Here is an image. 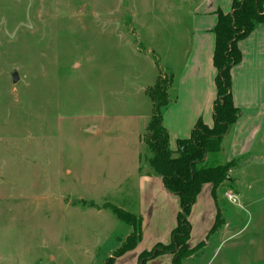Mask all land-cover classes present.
I'll list each match as a JSON object with an SVG mask.
<instances>
[{
  "label": "rangeland",
  "instance_id": "obj_1",
  "mask_svg": "<svg viewBox=\"0 0 264 264\" xmlns=\"http://www.w3.org/2000/svg\"><path fill=\"white\" fill-rule=\"evenodd\" d=\"M179 3L0 0V264H117L130 252L116 256L132 226L114 208L139 217L136 184L150 171L148 91L160 78L171 96L183 64L184 29L171 23ZM256 153L245 198L232 204L225 194H234L239 163L219 190L233 236L212 234L202 256L190 233L184 259L197 256L184 264L212 256L209 264H264V157ZM171 242L172 234L140 252L138 264Z\"/></svg>",
  "mask_w": 264,
  "mask_h": 264
},
{
  "label": "crops",
  "instance_id": "obj_2",
  "mask_svg": "<svg viewBox=\"0 0 264 264\" xmlns=\"http://www.w3.org/2000/svg\"><path fill=\"white\" fill-rule=\"evenodd\" d=\"M233 1L180 0L174 8L171 23L178 29H184L181 32L184 34L182 45L185 44V47L183 64L174 75L172 100L163 110V125L169 132L170 147L173 150L177 149L178 139L190 136L199 118L209 126L214 123L213 107L217 98V68L213 61L216 39L214 28L218 11L230 12ZM238 44L242 59L232 67L231 73L233 100L240 114L223 137L221 149L226 155L223 161L240 164L234 167L233 181L234 195L242 200L245 198L242 184L248 183L244 176L254 164L253 157L260 140H263L262 151H257L256 154L261 153L264 157V22L258 23ZM248 186L250 187L249 184ZM212 188L211 183L203 184L190 215V243L201 242V251L209 248L212 234L222 233L228 237L234 233L230 232L232 229L229 231L228 227L232 224L229 219L224 226L212 231L218 207L220 208L218 194L221 189L217 191V205ZM136 189L141 203L138 214L142 221V237L132 251L118 257L117 264H138L140 252L152 248L157 242H170L172 230L177 224L180 199L164 187L161 177L149 172L142 173L138 176ZM228 201L232 204L238 202ZM235 212L234 219L239 211L235 209ZM195 256L184 259L181 264L195 259ZM172 259L170 254H161L145 264H175ZM212 259L213 256L204 261L205 264H209ZM223 264L230 263L225 259Z\"/></svg>",
  "mask_w": 264,
  "mask_h": 264
},
{
  "label": "trees",
  "instance_id": "obj_3",
  "mask_svg": "<svg viewBox=\"0 0 264 264\" xmlns=\"http://www.w3.org/2000/svg\"><path fill=\"white\" fill-rule=\"evenodd\" d=\"M261 22H264V0H234L230 12L218 11V20L214 28L216 39L213 55L217 68L214 123L209 126L199 118L190 136L178 139L176 150L170 147L169 132L163 125V110L172 100L168 87L164 79L158 78L154 89H149L148 95L153 110L148 124L150 139L146 140L144 165L150 168L149 174L161 177L164 187L179 197L180 211L177 215V224L171 233L172 242L167 245H156L152 253L143 252L140 264H145L149 258L166 251L173 252L175 264H181L183 259L192 253V249L186 244L192 229L189 216L203 184H212V193L218 205V189L225 182L232 181L229 171L235 162L223 161L221 149L223 137L230 131L240 114L233 100L231 69L242 59L239 40L250 34ZM114 212L119 220L132 226V233L117 250L116 256H119L135 248L141 240L142 221L140 216L136 218L132 213L119 207H115ZM223 224L222 212L218 207L212 231ZM171 244L176 251L170 250Z\"/></svg>",
  "mask_w": 264,
  "mask_h": 264
},
{
  "label": "water",
  "instance_id": "obj_4",
  "mask_svg": "<svg viewBox=\"0 0 264 264\" xmlns=\"http://www.w3.org/2000/svg\"><path fill=\"white\" fill-rule=\"evenodd\" d=\"M18 78H19L18 72L17 71H13V73H12L13 81L16 82L18 80ZM86 131L94 133L96 131V126L92 125Z\"/></svg>",
  "mask_w": 264,
  "mask_h": 264
},
{
  "label": "built area",
  "instance_id": "obj_5",
  "mask_svg": "<svg viewBox=\"0 0 264 264\" xmlns=\"http://www.w3.org/2000/svg\"><path fill=\"white\" fill-rule=\"evenodd\" d=\"M225 194H226L227 198H228L230 201H232L233 203H235V202L238 201L237 197H236L233 193H231V192H226Z\"/></svg>",
  "mask_w": 264,
  "mask_h": 264
}]
</instances>
